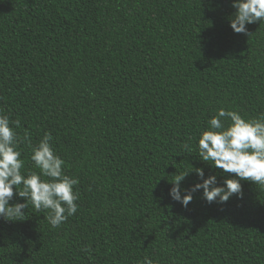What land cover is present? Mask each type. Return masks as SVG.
I'll return each mask as SVG.
<instances>
[{
  "label": "trees",
  "instance_id": "16d2710c",
  "mask_svg": "<svg viewBox=\"0 0 264 264\" xmlns=\"http://www.w3.org/2000/svg\"><path fill=\"white\" fill-rule=\"evenodd\" d=\"M230 5L0 0V114L20 121L21 172L38 171L25 134L35 146L51 133L80 181L58 228L31 205L0 218V264H264V187L241 181L224 205L168 196L175 174L200 182L197 168L222 184L195 158L216 109L264 113V24L234 34Z\"/></svg>",
  "mask_w": 264,
  "mask_h": 264
},
{
  "label": "clouds",
  "instance_id": "9594fccd",
  "mask_svg": "<svg viewBox=\"0 0 264 264\" xmlns=\"http://www.w3.org/2000/svg\"><path fill=\"white\" fill-rule=\"evenodd\" d=\"M230 6L234 11L228 23L234 34L250 35L249 25L264 24V0H231ZM207 125L198 138L195 158L212 169L221 170L219 175L223 181L218 183L217 175L205 177L204 169L197 168L195 173L200 182L183 188L182 182L193 171L175 174L168 196L184 208L197 192L202 191L201 198L209 205H224L233 197L243 198L241 181L264 187V113L245 118L239 111L221 107L215 110ZM19 127V120L0 114V218L22 221L31 205L36 211H46L49 225L58 228L78 211L79 178L65 173V161L55 153L51 133H46L35 146L25 134L31 149L30 159L38 171L22 174L24 160L17 150L23 142L16 134ZM182 147L192 152L187 142ZM14 197L26 202L11 203ZM142 264L154 262L145 256Z\"/></svg>",
  "mask_w": 264,
  "mask_h": 264
}]
</instances>
